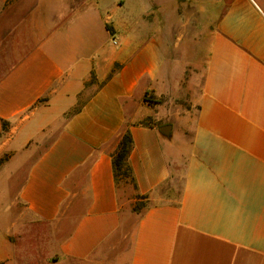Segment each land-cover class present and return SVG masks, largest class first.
<instances>
[{"label": "crops", "instance_id": "1", "mask_svg": "<svg viewBox=\"0 0 264 264\" xmlns=\"http://www.w3.org/2000/svg\"><path fill=\"white\" fill-rule=\"evenodd\" d=\"M5 152L0 264H264V0H0Z\"/></svg>", "mask_w": 264, "mask_h": 264}, {"label": "trees", "instance_id": "2", "mask_svg": "<svg viewBox=\"0 0 264 264\" xmlns=\"http://www.w3.org/2000/svg\"><path fill=\"white\" fill-rule=\"evenodd\" d=\"M8 122H3V129H6ZM133 146V138L131 132L126 130L120 140L119 146L116 152L113 154V166L115 171V177L117 183L128 184L131 183L135 185V178L133 176L132 168L129 164V154ZM6 161L5 159H0V165ZM147 196H139V199H145ZM145 205L144 202L138 203L135 206V210L142 208Z\"/></svg>", "mask_w": 264, "mask_h": 264}, {"label": "rangeland", "instance_id": "3", "mask_svg": "<svg viewBox=\"0 0 264 264\" xmlns=\"http://www.w3.org/2000/svg\"><path fill=\"white\" fill-rule=\"evenodd\" d=\"M182 104L183 105H187V103L186 102H182ZM10 157H11V153H9V152H5V153H3V154H0V159H5L6 161H4L1 165H0V168L10 159ZM17 157V156H16ZM15 157V158H16ZM16 159H18V158H16ZM16 164L14 163V162H11L10 163V165H8L5 169H3V171L0 173V184H1V182L3 181V178H5L6 177V175H7V171H8V174L9 173H11V171H12V169H13V166H15ZM29 164H24L23 165V168H24V166H28ZM16 182H17V180H16ZM182 182H183V179H182V177H177V178H175L174 180H173V182H171V184H172V187H173V190H174V192L176 191V190H179L180 188H181V186H182ZM13 186H12V192H14L15 191V185L14 184H12ZM4 190H5V188H4ZM0 201L1 202H3L4 203V201H5V199L3 200V199H0ZM142 202H144V201H142V200H138L137 201V204L139 203H142ZM145 203V202H144Z\"/></svg>", "mask_w": 264, "mask_h": 264}, {"label": "water", "instance_id": "4", "mask_svg": "<svg viewBox=\"0 0 264 264\" xmlns=\"http://www.w3.org/2000/svg\"><path fill=\"white\" fill-rule=\"evenodd\" d=\"M171 129V125L170 124H167V125H164L162 126V130H165V131H169Z\"/></svg>", "mask_w": 264, "mask_h": 264}]
</instances>
